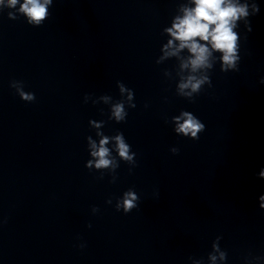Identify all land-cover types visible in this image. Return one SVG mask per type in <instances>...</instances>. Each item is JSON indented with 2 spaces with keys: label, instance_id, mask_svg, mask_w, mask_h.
<instances>
[{
  "label": "clouds",
  "instance_id": "clouds-1",
  "mask_svg": "<svg viewBox=\"0 0 264 264\" xmlns=\"http://www.w3.org/2000/svg\"><path fill=\"white\" fill-rule=\"evenodd\" d=\"M50 4H52V0H23L22 3L21 0H7L6 6L12 9H17L19 6L18 12L27 18L28 24L40 26L49 16L48 6ZM191 4L194 6L182 7L183 14L175 17L172 26L165 29L171 39L164 46V57L177 56L184 49H187L190 54L187 59L182 61L181 68L190 69L193 74L182 79L178 86L179 94L187 97H192L193 93H199L201 86L208 82L207 76L198 77L195 73L212 67L210 57H212L213 51L222 53V71H239L240 45L238 42L240 37L234 29L237 27V22L243 19L247 32H251V24L247 19L250 15L249 9L251 8V15H256L260 11L257 3L250 5L247 0L244 3H241L240 0H191ZM4 5L5 0H0V6ZM8 16L10 19H17V16L12 12H9ZM260 83L264 84V77L260 79ZM10 87L15 89L16 94L23 101L33 102L35 100L34 93L24 91L22 81L13 80L10 82ZM120 91L121 93L128 92V107L135 108L136 104L132 102L133 90L125 88L121 83ZM104 99L107 100L108 98L105 97ZM127 116L128 112L124 102H118L113 106L112 118L117 123L125 122ZM173 120L176 124V133L191 137L194 140H198V133L205 130V124L188 111H183L180 116L174 117ZM109 139L115 141V150L120 159L134 167L136 154L132 152L123 133L119 131L114 137L100 139L99 145L92 141L91 137H88L91 156L94 158V161L88 162V167L91 168L93 163L96 169L110 168L114 171L115 168L119 167V162L115 158H110V149L106 146ZM170 151L173 154H178L179 149L172 148ZM258 178L264 179V168L260 169ZM112 182H115V179ZM258 199L260 208L264 209V194L260 195ZM138 200L139 197L136 192L129 189L117 199L116 210H123L125 214L130 213L137 207ZM107 203L110 204L111 200L109 199ZM93 211L96 212L98 209L94 207ZM88 227L91 225L89 224ZM80 247H84V245H80ZM213 247L216 248L215 245ZM216 250L219 251L218 248ZM224 258L225 253L220 252V259L223 260ZM210 259L215 261L217 257L212 255Z\"/></svg>",
  "mask_w": 264,
  "mask_h": 264
}]
</instances>
